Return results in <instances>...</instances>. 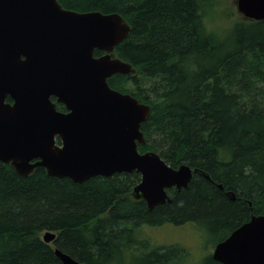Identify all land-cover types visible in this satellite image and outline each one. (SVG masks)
<instances>
[{"label":"trees","instance_id":"1","mask_svg":"<svg viewBox=\"0 0 264 264\" xmlns=\"http://www.w3.org/2000/svg\"><path fill=\"white\" fill-rule=\"evenodd\" d=\"M58 1L130 24L114 54L134 72L108 83L150 106L138 149L208 176L194 173L187 188H168L170 203L150 209L131 196L137 171L78 182L42 166L24 175L0 159V264H62L56 248L85 264H190L192 250L154 249L143 226L190 222L222 234L215 246L264 214V19L223 23L233 13L225 0ZM210 254L202 264H222Z\"/></svg>","mask_w":264,"mask_h":264},{"label":"water","instance_id":"2","mask_svg":"<svg viewBox=\"0 0 264 264\" xmlns=\"http://www.w3.org/2000/svg\"><path fill=\"white\" fill-rule=\"evenodd\" d=\"M236 5L244 19H264V0H236ZM130 29L117 12L76 11L58 0H0L2 161L24 175L42 166L78 182L137 171L141 179L131 195L150 209L170 203L168 188H187L194 173L208 176L138 149L150 106L108 83L116 73L134 72L131 63L114 55ZM95 50L104 53L96 56ZM52 94L68 112L57 110ZM8 95L14 103L6 101ZM42 238L52 243L56 232L47 230ZM55 253L62 264H85L59 248ZM213 258L222 264H264V214L251 215L219 241Z\"/></svg>","mask_w":264,"mask_h":264},{"label":"rangeland","instance_id":"3","mask_svg":"<svg viewBox=\"0 0 264 264\" xmlns=\"http://www.w3.org/2000/svg\"><path fill=\"white\" fill-rule=\"evenodd\" d=\"M225 6L231 8L233 13L231 18L223 19V23L229 24L233 19L235 20L237 18L244 20L243 15L237 10L236 0H225ZM214 23L216 24V22ZM221 235L222 234H214L206 228L200 230L196 225L190 222L183 224L162 223L155 226L145 225L142 228V238L150 239L154 249L158 246L181 245V247L184 246L188 250H192L193 256H190V264L191 261L194 262L192 264H202L204 260V257L200 260L202 253L208 256L213 252L214 241L220 238ZM183 251L186 252L185 249ZM180 260L181 259H179V261Z\"/></svg>","mask_w":264,"mask_h":264},{"label":"flooded vegetation","instance_id":"4","mask_svg":"<svg viewBox=\"0 0 264 264\" xmlns=\"http://www.w3.org/2000/svg\"><path fill=\"white\" fill-rule=\"evenodd\" d=\"M103 53H104V52H103ZM51 99H52V101L56 104V108H57V110H59V111H61V112H65V113L68 112V109H67L66 105H65L63 102L58 101V98H57L56 95L52 94V95H51ZM6 101H8V102H10V103H14V99H13L10 95L7 96ZM57 142L60 143V139H59V138H57ZM34 161H35V160H34ZM10 164H11V163H10ZM11 165H12V164H11ZM12 166H13V165H12ZM123 173H124V172H123ZM174 188H175V187H174ZM131 196H132V195H131ZM132 197H133V196H132ZM133 198H134V197H133ZM137 200H138V199H137ZM244 222H245V221H244ZM242 223H243V222H242ZM242 223H241V224H242ZM237 227H238V226H237ZM235 228H236V227H235ZM235 228H234V229H235ZM234 229H233V230H234ZM230 233H231V232H230ZM230 233H229V234H230ZM229 234H228V235H229ZM228 235H227V236H228ZM227 236H226V237H227ZM218 242H219V241H218ZM218 242H217V243H218ZM217 243H216V244H217ZM216 244H215V246H216ZM215 246H214V248H215ZM213 251H214V249H213ZM210 255H212V257H213V252H211ZM215 260H216V259H215ZM217 261H218V260H217ZM218 262H220V261H218Z\"/></svg>","mask_w":264,"mask_h":264}]
</instances>
